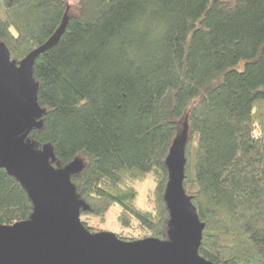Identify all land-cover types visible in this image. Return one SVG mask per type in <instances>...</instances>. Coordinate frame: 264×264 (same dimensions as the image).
<instances>
[{"label": "trees", "instance_id": "1", "mask_svg": "<svg viewBox=\"0 0 264 264\" xmlns=\"http://www.w3.org/2000/svg\"><path fill=\"white\" fill-rule=\"evenodd\" d=\"M32 65L41 125L27 134L70 174L84 227L119 204L124 240L167 239L166 156L184 134L182 185L204 224L198 254L264 264V0H0L17 64ZM151 177V209L136 203ZM25 188L0 167V223L27 219Z\"/></svg>", "mask_w": 264, "mask_h": 264}, {"label": "water", "instance_id": "2", "mask_svg": "<svg viewBox=\"0 0 264 264\" xmlns=\"http://www.w3.org/2000/svg\"><path fill=\"white\" fill-rule=\"evenodd\" d=\"M64 23L17 64L0 41V167L19 181L33 205L27 219L0 223V264H220L197 252L204 224L182 185L185 129L165 160L167 239L124 240L110 231L87 230L79 218L86 204L70 181L80 164L54 167L49 145L36 151L29 144L27 134L41 125L42 113L32 65L57 41Z\"/></svg>", "mask_w": 264, "mask_h": 264}, {"label": "rangeland", "instance_id": "3", "mask_svg": "<svg viewBox=\"0 0 264 264\" xmlns=\"http://www.w3.org/2000/svg\"><path fill=\"white\" fill-rule=\"evenodd\" d=\"M153 185V180L151 177H147L142 182H137L138 195L136 198V203L147 210L151 209L150 202V190ZM119 209V204L115 203L110 207L107 213V221L105 225L101 226L103 230L110 231L113 233H119L122 231L121 227L117 224L116 214Z\"/></svg>", "mask_w": 264, "mask_h": 264}, {"label": "bare ground", "instance_id": "4", "mask_svg": "<svg viewBox=\"0 0 264 264\" xmlns=\"http://www.w3.org/2000/svg\"><path fill=\"white\" fill-rule=\"evenodd\" d=\"M75 195H76V193H75ZM79 199V198H78ZM79 218H80V216H79Z\"/></svg>", "mask_w": 264, "mask_h": 264}]
</instances>
